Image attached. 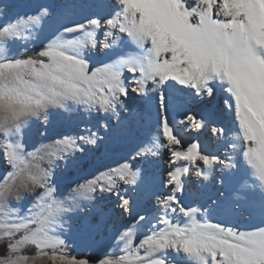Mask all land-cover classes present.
<instances>
[{
  "label": "snow or ice",
  "instance_id": "snow-or-ice-1",
  "mask_svg": "<svg viewBox=\"0 0 264 264\" xmlns=\"http://www.w3.org/2000/svg\"><path fill=\"white\" fill-rule=\"evenodd\" d=\"M48 15L41 6L34 15L0 25V264H93L69 251L65 214L96 193L116 197L121 212L131 214L130 193L143 182L135 161L160 150L167 152L168 165L163 190L155 194L157 215L135 217L137 225L147 222L148 233L138 239L133 228L125 229L117 239L121 254H105L95 264H264V227L212 223L201 207L181 199L186 178L207 180L217 166L236 168V156L264 191V0H111L108 15L64 25L35 55L6 54L9 42H27ZM99 30L103 41L97 40ZM118 39L131 51L100 66L85 55L98 46L111 49ZM170 84L202 100L218 89L226 93L233 137L196 114L170 120L164 90ZM151 91L158 94L156 139L66 196L52 181L53 165L83 152L79 142L96 145L100 136L87 130L32 150L22 141L28 122L46 120L51 108L115 113L133 95ZM177 124L224 138L231 154L221 158L198 139L185 140ZM26 195L35 200L21 212L16 202Z\"/></svg>",
  "mask_w": 264,
  "mask_h": 264
},
{
  "label": "rangeland",
  "instance_id": "rangeland-1",
  "mask_svg": "<svg viewBox=\"0 0 264 264\" xmlns=\"http://www.w3.org/2000/svg\"><path fill=\"white\" fill-rule=\"evenodd\" d=\"M87 1L0 0V25L7 24L17 17L34 15L41 6L47 7L49 11V15L44 17L41 25L33 31L28 41L9 42L6 54L17 58L35 55L41 49L39 46L41 44L45 46L51 39L55 38V35L62 31L64 25L86 22L88 18L99 17L93 8L95 2L89 0L87 3ZM96 37L101 41L104 38L103 30L97 31ZM124 46L125 44L118 39L113 48L104 52L106 54L108 52L105 58L99 47L86 51L85 55L90 58V62L94 66H100L101 62L107 63L115 59L116 54L113 52L118 51V49L121 50ZM26 53L30 54L27 55ZM110 113L112 112H89L83 107L75 106H72L69 110L51 108L47 113L46 120L43 117L39 119L32 118L23 129L22 141L28 150H32L34 146L39 147L41 144L50 143L51 140L59 139L63 136L75 137L86 134L87 130L94 131L100 136L96 144L97 148L93 150L94 154H89L87 150L93 148V145L83 144L78 141L84 148L83 152L66 156L64 160H58L53 165L51 169L52 181L58 190L64 193V196L76 184L82 183L85 179H91L92 175L98 171H105L110 166L114 167L118 161L123 162L124 159L130 158L140 149L137 145L132 144L133 133H122L118 135L119 139L122 138L121 141L115 148L110 149L108 154L101 155L96 152L99 147V141L101 142L105 136L107 137V132H111V126L114 121L106 120ZM219 116L220 114L217 110L213 122L219 120ZM104 125H106V128ZM229 149L224 148L219 153L222 151L221 153L223 154L225 151L228 152ZM145 158L138 157L135 161L136 168L139 169L143 182L138 190L130 193L135 201L131 214L120 212L117 207L116 197L109 196L107 193L105 195L108 196L106 197L108 200H104L100 193H96L94 199L80 201L73 206L72 211L65 214L63 218V238L68 242L69 251L72 255L87 258L95 264L96 259L103 257L105 254H121L120 249L123 244L121 243L118 247L117 239L125 229L133 228L138 239L143 238L148 233L147 222L137 225L135 217L137 215H145L149 220H153L157 215L155 194L163 190L160 182L164 178L167 167L154 170L153 167L146 164ZM2 163L0 161V165ZM211 185V187L204 186L201 194L194 198L191 195L193 191L189 189L186 183V191L181 195V199L186 205L195 204L196 206L194 207H201L204 211L203 219H207L212 223H221L227 227L249 230V226L239 223L236 219V214L224 210L223 193L215 190V183ZM64 196L60 198L63 199ZM34 200V196L26 195L24 199L16 203L20 211L23 212L31 206ZM169 259H172V257H169Z\"/></svg>",
  "mask_w": 264,
  "mask_h": 264
},
{
  "label": "bare ground",
  "instance_id": "bare-ground-1",
  "mask_svg": "<svg viewBox=\"0 0 264 264\" xmlns=\"http://www.w3.org/2000/svg\"><path fill=\"white\" fill-rule=\"evenodd\" d=\"M93 1L95 2L93 8L97 16H106L108 15L107 13H110L111 0ZM103 40L104 38L101 39V41ZM98 47L103 52V57L105 58L108 52L106 54L104 53L105 49L100 46ZM129 51H131V48L124 46L121 50L118 49V51L113 53L117 56L118 53ZM164 90L167 94L169 105L168 116L170 120L178 121L185 113L196 114L198 117L206 119L209 126L222 125L226 127L229 131V139L233 137L232 118L224 105L227 95L222 90L218 89L216 95L210 100L196 98L187 89L174 84L166 86ZM217 110L220 114L219 120L213 122ZM106 120H113L114 123L111 126V132H107V137L105 136L101 142L99 141L97 153L101 155L108 154L110 149L115 148L119 144L122 138L119 139L118 135L122 133H133L132 144L140 148L149 146L156 139L158 131V94L155 91H151L146 97L133 95L131 99L125 102L123 107H118L115 113H110ZM183 127L177 124V128L181 130V135L184 136L185 140L198 139L206 151L219 155L221 158L231 154V149L228 152H223V154L221 153L222 151L219 153L220 150L225 148L226 140L224 138L213 137L207 130L200 133L184 131ZM96 146L93 145V148L87 149L89 154H94L93 150L97 148ZM234 159L238 161L236 168L229 169L217 166L207 180L196 177L194 174L186 178L189 189L193 191L191 195L197 198L204 186L211 187V184L215 183V190L223 193L224 210L236 214V219L239 223L249 226V230L258 226L264 227V191L258 187L257 182L248 174L241 158L236 156ZM145 160L148 162L146 164L153 167L154 170L166 168L168 165L167 152L164 150H160L158 155L146 156ZM100 194L104 197V200H108L106 199L108 196L105 193ZM190 206L194 207L196 205ZM119 211L121 212L120 209Z\"/></svg>",
  "mask_w": 264,
  "mask_h": 264
},
{
  "label": "trees",
  "instance_id": "trees-1",
  "mask_svg": "<svg viewBox=\"0 0 264 264\" xmlns=\"http://www.w3.org/2000/svg\"><path fill=\"white\" fill-rule=\"evenodd\" d=\"M43 47H44V44H41V45L39 46V48H41V49H42ZM26 54L28 55V54H30V53H26Z\"/></svg>",
  "mask_w": 264,
  "mask_h": 264
}]
</instances>
